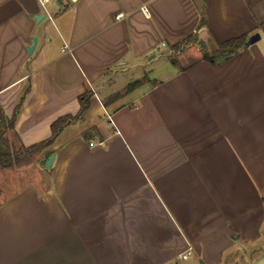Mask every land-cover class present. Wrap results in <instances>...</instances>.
Here are the masks:
<instances>
[{
	"label": "crops",
	"instance_id": "obj_1",
	"mask_svg": "<svg viewBox=\"0 0 264 264\" xmlns=\"http://www.w3.org/2000/svg\"><path fill=\"white\" fill-rule=\"evenodd\" d=\"M190 36L247 44L186 64ZM87 91L42 179L0 187V264H264V0H0L13 144L51 137Z\"/></svg>",
	"mask_w": 264,
	"mask_h": 264
},
{
	"label": "trees",
	"instance_id": "obj_2",
	"mask_svg": "<svg viewBox=\"0 0 264 264\" xmlns=\"http://www.w3.org/2000/svg\"><path fill=\"white\" fill-rule=\"evenodd\" d=\"M205 22V19L202 20ZM195 36H190L185 39L182 43L175 45L174 48L178 49L184 43H191ZM246 37L240 36L229 39L227 41L222 42L215 55L204 54L203 58L215 61L218 58H225L232 54H234L239 48L246 45ZM142 84V80H136L128 84L127 88L124 92H130L140 86ZM89 92L87 91L80 97L81 100V109L76 115L68 114L59 117L52 123V135L48 139H45L39 143L33 144L31 146H21V147H14L13 144H10V139L7 136L9 130L15 128L16 120L20 109L22 107L23 98L18 103L16 110L11 118L7 117L3 112L2 108L0 107V166L2 167H12L16 162H20L22 160L21 152H25L27 155L32 156L36 153H40L46 147L52 145L61 132L70 124L82 119L84 117V112L89 106ZM123 93H118L116 96H120ZM3 145L14 147V151H5L3 149Z\"/></svg>",
	"mask_w": 264,
	"mask_h": 264
},
{
	"label": "rangeland",
	"instance_id": "obj_3",
	"mask_svg": "<svg viewBox=\"0 0 264 264\" xmlns=\"http://www.w3.org/2000/svg\"><path fill=\"white\" fill-rule=\"evenodd\" d=\"M218 47L219 46L213 44L212 41L206 39L200 40L198 37H195L193 38V41H191V43L182 44L180 47L181 50H179L180 48H178L180 52L176 50V52H174L172 55H174L175 58L179 59L181 62L187 64L195 59V56H193V54H199L200 56L204 54L215 55ZM10 144H13L12 140H10ZM14 147L17 148L18 146L14 145ZM14 147L3 145V149L5 151L12 152L15 149ZM21 155H22V160L20 162H16L14 166L6 167V168L0 166V187H3V185L7 183L6 180L8 179L12 181L17 180L18 178L22 180L23 179L26 180L30 178L32 180L40 179V178L42 179L41 169L39 167V164L36 163L39 153L29 156L25 152H21ZM248 257H250V254H248ZM253 259L255 260L256 256H254ZM192 260H194V257L190 259V262H192ZM196 264H199V262H196Z\"/></svg>",
	"mask_w": 264,
	"mask_h": 264
},
{
	"label": "water",
	"instance_id": "obj_4",
	"mask_svg": "<svg viewBox=\"0 0 264 264\" xmlns=\"http://www.w3.org/2000/svg\"><path fill=\"white\" fill-rule=\"evenodd\" d=\"M260 37H261L260 33H255V34H253V35L250 37V39H249V43H250V44H253V43L257 42V41L260 39ZM36 42H37V37L34 38V44H33L32 46L29 47V50H30V51L33 50V47H34V45H35ZM56 158H57V153H56V152H55V153H52V154L49 156L48 160H47L46 163H45V168H46L47 170H50V169L53 168V166H54V164H55V161H56Z\"/></svg>",
	"mask_w": 264,
	"mask_h": 264
},
{
	"label": "built area",
	"instance_id": "obj_5",
	"mask_svg": "<svg viewBox=\"0 0 264 264\" xmlns=\"http://www.w3.org/2000/svg\"><path fill=\"white\" fill-rule=\"evenodd\" d=\"M48 0H41V3H42V5L44 6L45 5V3L47 2ZM124 15V13H119L118 15H117V17L118 18H120V17H122ZM51 18H52V16H50ZM165 44V43H164ZM67 47H68V45L67 44H65V46L63 47V50H66L67 49ZM172 52H174L173 50H172ZM111 117V116H110ZM191 250V248H188V250H187V253H184L182 256H183V258H187V254H188V252Z\"/></svg>",
	"mask_w": 264,
	"mask_h": 264
}]
</instances>
